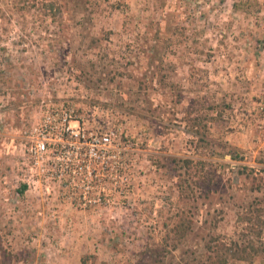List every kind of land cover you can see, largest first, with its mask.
Masks as SVG:
<instances>
[{
	"label": "rangeland",
	"instance_id": "rangeland-1",
	"mask_svg": "<svg viewBox=\"0 0 264 264\" xmlns=\"http://www.w3.org/2000/svg\"><path fill=\"white\" fill-rule=\"evenodd\" d=\"M64 162L93 170L84 205ZM241 165L264 169V0H0V264H191L264 198Z\"/></svg>",
	"mask_w": 264,
	"mask_h": 264
},
{
	"label": "trees",
	"instance_id": "trees-1",
	"mask_svg": "<svg viewBox=\"0 0 264 264\" xmlns=\"http://www.w3.org/2000/svg\"><path fill=\"white\" fill-rule=\"evenodd\" d=\"M47 6L50 10H53L55 4L48 2ZM96 151L99 153L101 149H97ZM204 161L195 160L192 162L187 158L180 159L181 165L188 169L191 163L202 165ZM206 161L209 166H216V163L213 160L211 161L210 158ZM215 171L209 167L206 174L201 173L202 175L200 174L201 176H198L199 178L197 179L209 185L215 179ZM262 171H264L263 168L241 165L236 172L238 175H243L244 178L250 181V191H259L262 185V176L260 173ZM197 179L192 181L194 186L198 184ZM185 189H187L186 186L184 187L181 183H178L179 193L185 192ZM192 191V189H189V192ZM238 208L239 211L236 213L234 220L239 226L238 237L227 239L225 236L219 237L213 235L209 237L204 247L206 252L202 256L200 255L201 257L195 258V262L191 264H228L231 259L252 262L256 258H264V198H252ZM189 228L190 226L184 227V223L178 220L174 224L172 231L176 234L177 239H182L185 236V230H189ZM153 250V252H157L160 255L165 248H160L159 251L157 247Z\"/></svg>",
	"mask_w": 264,
	"mask_h": 264
},
{
	"label": "built area",
	"instance_id": "built-area-1",
	"mask_svg": "<svg viewBox=\"0 0 264 264\" xmlns=\"http://www.w3.org/2000/svg\"><path fill=\"white\" fill-rule=\"evenodd\" d=\"M65 119H63L64 121ZM66 128L62 127L59 129L61 133H59V136H57L54 140H52L47 133L41 134V135H36L34 138L30 139V142L28 145L25 147L26 153L29 157L34 158L35 160L44 159V154L49 150V145L51 142L54 143L56 141L60 146H63L64 141L62 139V133H64ZM112 133L111 132H105L101 134L96 142L90 141L88 143L89 148L87 154L90 156L91 151L94 150L93 147L98 146L100 147L101 145L104 144H110L112 140ZM93 139V138H92ZM72 147L77 148L74 144H71ZM97 152V151H96ZM52 157L53 160H49ZM46 156L47 161L53 162L54 160L60 159V156L58 155H53V156ZM74 162H71L73 164ZM93 170L90 169L87 165L82 166V165H76L74 166H68L66 162L63 163V167L59 166L58 169H51V176L57 181V182H63L64 185H71L70 188H73V185L77 188H81V197L78 198V201L76 202L77 204L84 205L86 204L85 201V194L91 189L90 182L92 180V176L94 175Z\"/></svg>",
	"mask_w": 264,
	"mask_h": 264
}]
</instances>
